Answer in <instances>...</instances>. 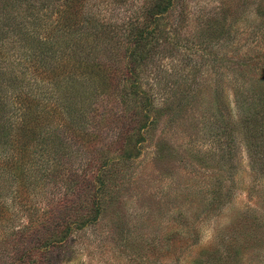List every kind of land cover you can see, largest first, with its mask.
Segmentation results:
<instances>
[{
	"label": "trees",
	"instance_id": "trees-1",
	"mask_svg": "<svg viewBox=\"0 0 264 264\" xmlns=\"http://www.w3.org/2000/svg\"><path fill=\"white\" fill-rule=\"evenodd\" d=\"M177 1L0 0V214L41 213L14 232V264H35L65 242L73 223L101 213L114 165L141 155L154 108L141 80L158 23ZM102 5L137 6L120 25L101 13ZM233 5L234 21L250 17L264 27V0H222L223 17ZM224 28L218 25L221 34ZM248 91L249 98H236L237 126L263 155L250 189L257 194L264 178V75ZM259 195L230 228L236 245L225 246L213 264H242L241 246L264 251V188ZM36 225L45 231L27 241ZM5 243L1 233L0 248L12 256Z\"/></svg>",
	"mask_w": 264,
	"mask_h": 264
},
{
	"label": "rangeland",
	"instance_id": "rangeland-1",
	"mask_svg": "<svg viewBox=\"0 0 264 264\" xmlns=\"http://www.w3.org/2000/svg\"><path fill=\"white\" fill-rule=\"evenodd\" d=\"M221 1L178 0L158 23L141 80L154 105L141 155L114 165L101 213L73 223L65 242L35 264H213L225 246L234 248L230 228L264 188L261 178L257 194L250 191L263 155L237 126L236 105L264 75V27L250 17L234 21V5L223 17ZM136 6L100 11L122 25ZM40 214H0L3 247L12 254L0 248L7 257L0 264H14V232ZM43 230L36 225L27 241ZM241 248L242 264H264V251Z\"/></svg>",
	"mask_w": 264,
	"mask_h": 264
}]
</instances>
